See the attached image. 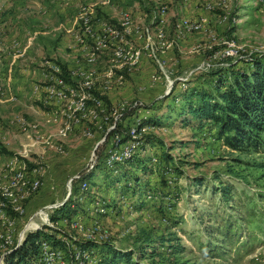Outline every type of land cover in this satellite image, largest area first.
Here are the masks:
<instances>
[{
    "label": "rangeland",
    "instance_id": "374dc122",
    "mask_svg": "<svg viewBox=\"0 0 264 264\" xmlns=\"http://www.w3.org/2000/svg\"><path fill=\"white\" fill-rule=\"evenodd\" d=\"M215 1L0 0V171L36 132L64 146L63 153L43 145L32 149L27 162L40 163L54 196L27 213L19 235L28 224L25 236L49 228L70 247L63 249L67 264H75L72 253L88 242L100 247L94 254L99 259L114 249L131 253L138 264H168L160 243L174 236L184 252L173 256V264H264V155L231 153L215 131L197 130L179 115L189 104L186 97L191 102L214 92L217 69L226 64V42L238 51L232 58L242 57L234 71L264 58V0ZM192 4L208 17H185L182 9L192 10ZM212 10L224 11L213 14L222 30ZM200 17L207 23L193 24ZM115 34L123 38L121 47L142 53L137 66L116 71L103 96L108 111L126 107L122 123L108 136L88 137L78 128L59 140L62 122L51 118L35 87L45 86L54 64L67 80L70 70L81 68L101 76L115 63L109 53L97 52V38ZM145 34L153 37L150 49ZM93 53L97 58L88 63ZM144 118L156 122L143 133L146 150L138 157L145 165L126 164L127 177L108 171L104 160L112 138ZM76 178L92 182L91 191L111 213L98 215L89 199L76 205L75 216L52 222L80 188ZM37 211L40 216L33 217ZM154 250L162 255L151 258Z\"/></svg>",
    "mask_w": 264,
    "mask_h": 264
},
{
    "label": "built area",
    "instance_id": "2783aa9c",
    "mask_svg": "<svg viewBox=\"0 0 264 264\" xmlns=\"http://www.w3.org/2000/svg\"><path fill=\"white\" fill-rule=\"evenodd\" d=\"M204 6L205 9H209L208 5ZM212 14H214V10H212ZM229 20L230 16H228V25ZM206 22L207 18L204 17L193 20V24L199 25ZM190 25L188 24V27ZM115 35L117 38L112 35L109 36L110 39L106 36H98L97 38V52L109 53L112 62L115 63L101 76L84 68L70 70L68 80L71 79L73 83H69L62 68L54 64L49 66L48 73L44 75L45 86L42 88L35 87L37 95L40 96L41 104L48 110L51 118L62 122V128L57 135L59 140H65L78 128H84L83 133L88 137H93L95 132L104 133L108 136L109 132L122 123L126 107L122 106L120 109L115 108L108 111L103 96L109 94L111 87L107 84L114 82L116 71H121L126 66H137L141 62L142 53L140 50L129 51L130 48L126 50L125 46L121 47L123 38L120 40L118 34ZM177 35L181 36L182 34ZM144 38L147 41V49H150L153 37L151 34H145ZM157 38L161 41L165 40V34H157ZM225 45L227 50L222 54V57H237L238 51L232 50L233 46L228 42ZM171 46L172 44L168 47ZM96 58L97 53L88 54V63H93ZM101 79H104L102 85H100ZM1 93L4 94L2 90ZM146 119L144 118V120ZM143 121L139 120L134 126H131L126 134L116 135L112 138L104 160V165L108 171L119 174L120 167L138 157L141 151L145 149L142 139L147 128L142 125ZM36 133L35 138L32 137L30 143L25 145L20 156L11 158L0 171V264H5L6 255L24 242V233L29 229L30 224L25 227L24 232L20 235L19 225L27 217L28 203L39 194L45 183V174L40 163L29 164L27 162L31 153L34 152L32 149L43 145L47 149H55L59 153L64 152L62 144H54L53 136L45 137L39 132ZM157 160L159 159L155 158L153 162H157ZM75 180L81 182L78 193L74 195L78 204H85L90 199L98 215L111 213L109 204L101 200L99 196H95V192L91 191L89 181L83 178H76ZM29 232L33 231L30 230ZM40 252V260L43 264H67L65 252L53 247L47 241L41 244ZM94 254L95 251L93 250L81 249L72 253L75 264H84L86 261L90 264H101V259Z\"/></svg>",
    "mask_w": 264,
    "mask_h": 264
},
{
    "label": "trees",
    "instance_id": "16d2710c",
    "mask_svg": "<svg viewBox=\"0 0 264 264\" xmlns=\"http://www.w3.org/2000/svg\"><path fill=\"white\" fill-rule=\"evenodd\" d=\"M214 15H224V11L217 10ZM233 28L230 32H234ZM240 59L242 57L227 58L226 64L220 65L217 69L222 78L215 77L214 92L212 94L201 93V95L194 97L195 100L191 102H188L187 99L189 98L186 97V104H189L179 115L184 116V122L193 124L197 130L209 128L215 131L216 139L222 141L231 153L244 156H261L264 155V58L250 62V68L234 71L237 65L234 67L233 65L236 61H241ZM230 61L232 62L229 63ZM226 71L229 73L228 75ZM153 123L156 122L150 118L144 120L142 125L151 126ZM237 161L241 162L240 159ZM134 162L136 164L141 162L145 165V160H141L139 157H135L128 164L133 165ZM262 164H258V167H263ZM119 174H124L127 177L126 169L120 167ZM89 183L93 184L90 181ZM78 191L79 189L73 193L60 210L56 211L57 218L51 219L52 222L59 221L62 216L76 215L79 207H76L78 203L74 199L76 197L74 195ZM229 229L228 227V231ZM49 230V228L44 227L42 230L27 233L22 245L6 255L5 264H43L40 260V250L41 244L46 241L57 249H70L67 242L59 240L50 234ZM177 240L176 236L172 239L162 238L161 240V246L167 248L165 255L168 264H173V256L184 252L183 246L179 243L173 244ZM78 246L83 250H93L95 253H97L96 249L100 248L93 242L82 243ZM102 249L105 250L106 248ZM150 255L151 258H154L162 255V253L154 250ZM103 260L106 264H138L133 261L131 253L127 254L114 249H106V256L101 259V262Z\"/></svg>",
    "mask_w": 264,
    "mask_h": 264
},
{
    "label": "crops",
    "instance_id": "0c3cea01",
    "mask_svg": "<svg viewBox=\"0 0 264 264\" xmlns=\"http://www.w3.org/2000/svg\"><path fill=\"white\" fill-rule=\"evenodd\" d=\"M213 2H216L215 0H213ZM181 3H183V1L181 2ZM193 6H194V4H192L191 6H190V8H192V10H194L193 9ZM195 6H197L196 4H195ZM258 7H260L259 6V4L257 5ZM185 7V6H184ZM191 9H189L188 11H186L185 9L183 10L182 9V12H184V16L185 17H188V18H192V17H194L195 18V16H207L208 17V15H209V13L208 12H204L203 10H201V9H198V10H194V11H192ZM258 10V9H257ZM258 12V11H257ZM168 16H169V13H168ZM212 17H214L213 15H212ZM183 19V18H182ZM185 19V18H184ZM214 19H215V17H214ZM189 20V19H188ZM213 20V19H212ZM211 20V21H212ZM217 19H215V21H216ZM217 24H218V26H219V28L222 30L223 28V26H224V24H221L218 20H217V22H216ZM126 168V167H125ZM128 168V167H127ZM50 196H54V194H53V192H52V188H51V186L49 185V182L48 181H45V185H44V187L41 189V191H40V193L37 195V197L36 198H34V200H32V202L28 205V207H27V213L29 212V213H31V211L33 210V208H34V206H36V205H38V204H40V203H42V202H44L45 200H48L49 198H50ZM36 200V201H35ZM35 201V202H34ZM28 213V214H29ZM40 214H41V212H35L34 213V215H32L33 217H35V216H37V215H39L40 216Z\"/></svg>",
    "mask_w": 264,
    "mask_h": 264
},
{
    "label": "water",
    "instance_id": "95a60500",
    "mask_svg": "<svg viewBox=\"0 0 264 264\" xmlns=\"http://www.w3.org/2000/svg\"><path fill=\"white\" fill-rule=\"evenodd\" d=\"M69 195H70V193H69ZM25 234V233H24ZM22 244L20 243L15 249H17L18 247H20Z\"/></svg>",
    "mask_w": 264,
    "mask_h": 264
},
{
    "label": "bare ground",
    "instance_id": "6f19581e",
    "mask_svg": "<svg viewBox=\"0 0 264 264\" xmlns=\"http://www.w3.org/2000/svg\"><path fill=\"white\" fill-rule=\"evenodd\" d=\"M207 23V22H206ZM204 24V23H203Z\"/></svg>",
    "mask_w": 264,
    "mask_h": 264
}]
</instances>
